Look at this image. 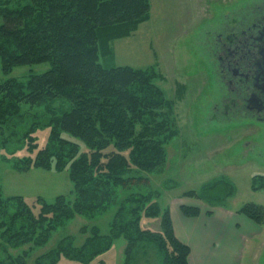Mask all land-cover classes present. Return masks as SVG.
Here are the masks:
<instances>
[{"label": "trees", "instance_id": "trees-1", "mask_svg": "<svg viewBox=\"0 0 264 264\" xmlns=\"http://www.w3.org/2000/svg\"><path fill=\"white\" fill-rule=\"evenodd\" d=\"M150 1L30 0L20 8H0V70L7 74L17 66L49 65L24 83L0 84V127L20 103L34 106L44 100H66L71 107L52 121L55 126L46 145L38 146L29 131L26 148L34 156L21 159L17 169H66L74 195L72 199L59 195L51 203L40 197L31 203L22 196L11 197L8 201L15 203V209L9 224L0 225L2 237L43 247L73 215L93 218L116 209L107 233L91 227L80 247L63 238L34 264H56L64 257L90 264L117 239L126 242L121 264H137L138 253L147 256L151 250L157 264H188L190 249L175 237L169 210L160 211L156 191H139L142 180L150 185L148 174L162 167L166 147L178 134L173 101L152 83L157 77L154 68H105L99 61L111 53L110 42L129 37L149 19ZM64 133L77 142L62 137ZM215 186L228 189L226 197H232L230 184L214 181ZM211 187L207 184L203 189ZM182 197L201 200L195 191ZM179 210L185 216L200 212L185 205ZM237 213L264 224L261 205L246 203ZM145 217L160 218L159 231L143 227ZM23 262L20 257L15 264Z\"/></svg>", "mask_w": 264, "mask_h": 264}, {"label": "rangeland", "instance_id": "rangeland-1", "mask_svg": "<svg viewBox=\"0 0 264 264\" xmlns=\"http://www.w3.org/2000/svg\"><path fill=\"white\" fill-rule=\"evenodd\" d=\"M29 1L0 0V8H20ZM253 1L151 0L149 19L139 24L129 38L110 42L111 53L99 58L105 68H154L157 77L152 83L165 99L173 101L178 134L166 147L165 163L148 174L150 185L142 180L140 183L144 185L139 188V191H156L155 200L161 212L170 211L173 202L188 191H195L201 198L200 205L207 207L218 204L236 213L246 203L264 207V188L258 189L264 181V126L258 133V128L250 125L236 128L233 123L239 124L238 119L229 123L225 115L212 116L216 86L202 48L205 33L217 21ZM2 21L0 17V24ZM48 69V63H41L17 66L7 74L0 70V84L10 80L24 83L30 76L41 75ZM70 107L63 99L44 100L34 106L20 103L8 122L0 127V225H8L14 213L15 203L8 201L11 197L22 196L28 203L39 197L49 203L59 195L73 198L70 194L73 185L66 169L62 172L32 167L27 171L17 169L21 159L34 156L26 148L29 131L36 137L38 146L46 145L55 126L52 121ZM61 136L77 142L68 134ZM258 143L263 144L257 147ZM56 147L59 148L57 144ZM214 181L230 184L232 197H226L228 189L214 188ZM207 184L212 187L204 190ZM115 211L113 208L93 218L73 215L56 228L43 247L25 240L9 242L2 237L4 228H0V262L11 260L15 264L22 257L24 264H34L35 258L66 237L75 247H80L91 227H97L101 234L107 233ZM159 222L160 218L142 219L143 227L152 231H159ZM83 227L87 229L84 234ZM262 230L243 247L240 264H264V224ZM125 246L123 239L115 240L109 251L90 264H121ZM138 255L137 264H157L152 250L147 256ZM56 264L80 263L64 257Z\"/></svg>", "mask_w": 264, "mask_h": 264}, {"label": "flooded vegetation", "instance_id": "flooded-vegetation-1", "mask_svg": "<svg viewBox=\"0 0 264 264\" xmlns=\"http://www.w3.org/2000/svg\"><path fill=\"white\" fill-rule=\"evenodd\" d=\"M216 23L202 43L216 86L212 116L225 115L229 123L238 119L236 128L250 125L259 133L264 126V0L244 4Z\"/></svg>", "mask_w": 264, "mask_h": 264}, {"label": "crops", "instance_id": "crops-1", "mask_svg": "<svg viewBox=\"0 0 264 264\" xmlns=\"http://www.w3.org/2000/svg\"><path fill=\"white\" fill-rule=\"evenodd\" d=\"M200 204V200L182 197L170 206L174 235L190 249L188 264H240L243 247L262 233L263 225L218 204ZM181 205L200 212L185 216L179 210Z\"/></svg>", "mask_w": 264, "mask_h": 264}]
</instances>
